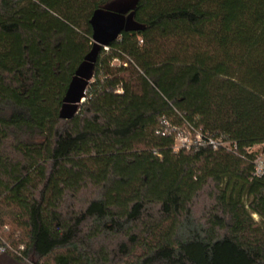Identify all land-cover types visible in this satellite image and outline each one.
Here are the masks:
<instances>
[{"label": "trees", "instance_id": "obj_1", "mask_svg": "<svg viewBox=\"0 0 264 264\" xmlns=\"http://www.w3.org/2000/svg\"><path fill=\"white\" fill-rule=\"evenodd\" d=\"M113 1L0 0V224L24 245L4 254L264 264V0H138L143 28L102 47L62 119L93 13ZM162 117L237 149L176 151Z\"/></svg>", "mask_w": 264, "mask_h": 264}, {"label": "water", "instance_id": "obj_2", "mask_svg": "<svg viewBox=\"0 0 264 264\" xmlns=\"http://www.w3.org/2000/svg\"><path fill=\"white\" fill-rule=\"evenodd\" d=\"M138 0H115L97 9L90 20L93 45L78 66L69 83L59 111L62 119H72L86 99V90L91 81L99 53L104 46L116 40L123 30L143 28L134 19V8Z\"/></svg>", "mask_w": 264, "mask_h": 264}, {"label": "built area", "instance_id": "obj_3", "mask_svg": "<svg viewBox=\"0 0 264 264\" xmlns=\"http://www.w3.org/2000/svg\"><path fill=\"white\" fill-rule=\"evenodd\" d=\"M108 49V46H104ZM160 132L163 135H169L172 132H176L174 149L176 151L182 148H190L191 146L209 145L214 149L224 148L229 151H236L237 145L223 140L222 138L215 139L211 136L204 137L200 130H195L189 127H174L171 125L169 120L165 117L160 119ZM194 135L191 138V135ZM255 164V175H262L264 173V160L263 155L259 154L254 161ZM9 231L8 225L0 224V253L12 252L20 257H23L24 245L15 246L8 238L5 233Z\"/></svg>", "mask_w": 264, "mask_h": 264}, {"label": "rangeland", "instance_id": "obj_4", "mask_svg": "<svg viewBox=\"0 0 264 264\" xmlns=\"http://www.w3.org/2000/svg\"><path fill=\"white\" fill-rule=\"evenodd\" d=\"M193 134L191 135V138H193ZM259 147L258 146H256L255 147V149H258ZM254 218H255V220L256 221H259V216H257V215H254ZM6 220L9 222V223H11L12 221L10 220V219H8V218H6ZM11 225H12V223H11ZM13 226V225H12ZM2 261H4V262H2ZM22 263L23 264H34V262L33 261H31V260H26V261H22ZM0 264H12V263H10L8 260L7 261H5V260H0Z\"/></svg>", "mask_w": 264, "mask_h": 264}, {"label": "flooded vegetation", "instance_id": "obj_5", "mask_svg": "<svg viewBox=\"0 0 264 264\" xmlns=\"http://www.w3.org/2000/svg\"><path fill=\"white\" fill-rule=\"evenodd\" d=\"M7 258H9V260L7 259ZM5 260V261H9L10 263H12V264H23L22 262H20V261H17V260H15V259H13V258H11L10 256H8L7 254H4V253H0V260ZM2 262H4V261H2Z\"/></svg>", "mask_w": 264, "mask_h": 264}, {"label": "crops", "instance_id": "obj_6", "mask_svg": "<svg viewBox=\"0 0 264 264\" xmlns=\"http://www.w3.org/2000/svg\"><path fill=\"white\" fill-rule=\"evenodd\" d=\"M9 260V258H7Z\"/></svg>", "mask_w": 264, "mask_h": 264}]
</instances>
